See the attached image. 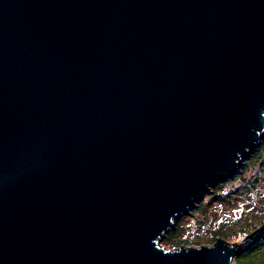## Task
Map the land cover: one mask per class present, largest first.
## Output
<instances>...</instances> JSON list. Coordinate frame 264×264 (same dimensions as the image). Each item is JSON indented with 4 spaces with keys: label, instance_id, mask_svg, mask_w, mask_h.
<instances>
[{
    "label": "water",
    "instance_id": "obj_1",
    "mask_svg": "<svg viewBox=\"0 0 264 264\" xmlns=\"http://www.w3.org/2000/svg\"><path fill=\"white\" fill-rule=\"evenodd\" d=\"M264 137V0H0V264H232L162 239Z\"/></svg>",
    "mask_w": 264,
    "mask_h": 264
},
{
    "label": "rangeland",
    "instance_id": "obj_2",
    "mask_svg": "<svg viewBox=\"0 0 264 264\" xmlns=\"http://www.w3.org/2000/svg\"><path fill=\"white\" fill-rule=\"evenodd\" d=\"M262 141L260 143L264 144V137ZM256 155L264 157V146L243 161L240 171L234 177L210 185L190 212L177 219L176 226L165 233L161 245L173 249L183 245L212 244L215 235L227 221L234 225L238 219L247 216L250 217L247 225L249 231L243 240L240 228L232 226L225 231L230 237L228 240L239 242V248H244L249 243L251 229L264 218V179L259 180L251 190L248 187L258 174L259 166L264 167L259 165Z\"/></svg>",
    "mask_w": 264,
    "mask_h": 264
},
{
    "label": "trees",
    "instance_id": "obj_3",
    "mask_svg": "<svg viewBox=\"0 0 264 264\" xmlns=\"http://www.w3.org/2000/svg\"><path fill=\"white\" fill-rule=\"evenodd\" d=\"M263 146L264 144H260L256 150H258ZM256 158L259 160V165L263 166L264 157L262 155L260 157L256 155ZM261 179H264V167L259 166L258 174L256 175L255 179H253L248 185L249 190H251L252 187H256L258 181ZM248 220H250V217L245 216L243 218L238 219V221H236L234 225L230 224V222L227 221L222 226L223 228L219 229L220 232L215 235L213 240L215 241L216 238L219 236L229 239L230 237L226 235L225 231L226 229L232 226H234L235 229L240 228V234H242L241 240H243L245 237L244 235L249 231V228L247 227ZM255 225L256 226L253 227V229H251L250 231L251 237L249 239V243L245 245L244 248L241 249L239 248L236 254L234 255L232 259V262H234V264H264V218L262 222L260 221L259 225L258 224Z\"/></svg>",
    "mask_w": 264,
    "mask_h": 264
},
{
    "label": "bare ground",
    "instance_id": "obj_4",
    "mask_svg": "<svg viewBox=\"0 0 264 264\" xmlns=\"http://www.w3.org/2000/svg\"><path fill=\"white\" fill-rule=\"evenodd\" d=\"M212 194H213V193H212ZM212 194H211V195H212ZM223 197H226V196L224 195ZM195 205H196V204H195ZM199 205H200V204H199Z\"/></svg>",
    "mask_w": 264,
    "mask_h": 264
},
{
    "label": "flooded vegetation",
    "instance_id": "obj_5",
    "mask_svg": "<svg viewBox=\"0 0 264 264\" xmlns=\"http://www.w3.org/2000/svg\"><path fill=\"white\" fill-rule=\"evenodd\" d=\"M261 142H262V141H261ZM260 144H261V143H260ZM260 144H259V145H260ZM218 182H219V181H218Z\"/></svg>",
    "mask_w": 264,
    "mask_h": 264
}]
</instances>
